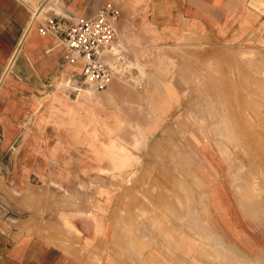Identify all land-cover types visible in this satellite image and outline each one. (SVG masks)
Returning a JSON list of instances; mask_svg holds the SVG:
<instances>
[{
    "label": "rangeland",
    "instance_id": "374dc122",
    "mask_svg": "<svg viewBox=\"0 0 264 264\" xmlns=\"http://www.w3.org/2000/svg\"><path fill=\"white\" fill-rule=\"evenodd\" d=\"M116 51L105 88L62 84L56 95L83 118L85 159L111 181L101 192L115 197L121 255L264 264L250 236H264V43L217 44L140 22L118 25ZM222 176L247 226L238 235L219 218L217 194L224 221L241 229Z\"/></svg>",
    "mask_w": 264,
    "mask_h": 264
},
{
    "label": "crops",
    "instance_id": "0c3cea01",
    "mask_svg": "<svg viewBox=\"0 0 264 264\" xmlns=\"http://www.w3.org/2000/svg\"><path fill=\"white\" fill-rule=\"evenodd\" d=\"M260 1L0 0V264H181L142 254L127 259L114 243L115 197L101 192L111 181L85 159L77 128L83 118L56 95L82 62H67L64 42L38 31L42 18L93 16L113 2L126 30L143 22L212 43L253 44L264 43ZM223 179L241 229L224 221L216 192L219 218L238 235L247 226ZM250 236L264 247L263 235Z\"/></svg>",
    "mask_w": 264,
    "mask_h": 264
},
{
    "label": "built area",
    "instance_id": "2783aa9c",
    "mask_svg": "<svg viewBox=\"0 0 264 264\" xmlns=\"http://www.w3.org/2000/svg\"><path fill=\"white\" fill-rule=\"evenodd\" d=\"M38 18L34 13L32 23ZM120 8L113 2L104 3L93 16L48 15L37 29L52 34L66 46L65 60L82 62V70L64 83L70 93L78 94L87 87L105 88L114 75Z\"/></svg>",
    "mask_w": 264,
    "mask_h": 264
},
{
    "label": "bare ground",
    "instance_id": "6f19581e",
    "mask_svg": "<svg viewBox=\"0 0 264 264\" xmlns=\"http://www.w3.org/2000/svg\"><path fill=\"white\" fill-rule=\"evenodd\" d=\"M84 90V89H83ZM245 182V181H244ZM244 193V192H243ZM247 194V193H246ZM257 199H259V198H257ZM252 200V199H251ZM254 200V199H253ZM244 205V204H243ZM251 206V205H250ZM246 210V209H245ZM248 212V211H247ZM232 246V245H231ZM225 261H226V258H225Z\"/></svg>",
    "mask_w": 264,
    "mask_h": 264
}]
</instances>
